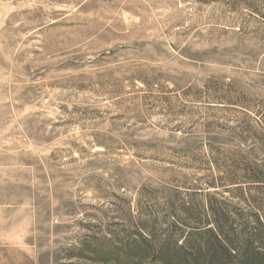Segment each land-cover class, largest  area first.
<instances>
[{
    "label": "rangeland",
    "instance_id": "1",
    "mask_svg": "<svg viewBox=\"0 0 264 264\" xmlns=\"http://www.w3.org/2000/svg\"><path fill=\"white\" fill-rule=\"evenodd\" d=\"M264 264V0H0V264Z\"/></svg>",
    "mask_w": 264,
    "mask_h": 264
},
{
    "label": "trees",
    "instance_id": "2",
    "mask_svg": "<svg viewBox=\"0 0 264 264\" xmlns=\"http://www.w3.org/2000/svg\"><path fill=\"white\" fill-rule=\"evenodd\" d=\"M217 264H227V263L225 262V260H221ZM251 264H260V263H258V262H252Z\"/></svg>",
    "mask_w": 264,
    "mask_h": 264
}]
</instances>
